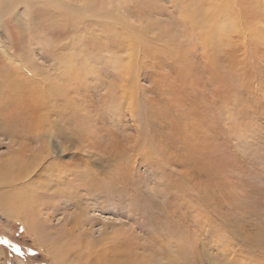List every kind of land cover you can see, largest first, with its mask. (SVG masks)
<instances>
[{"label":"rangeland","instance_id":"1","mask_svg":"<svg viewBox=\"0 0 264 264\" xmlns=\"http://www.w3.org/2000/svg\"><path fill=\"white\" fill-rule=\"evenodd\" d=\"M93 1L107 17H0V68L31 72L30 140L75 151L95 187L32 229L0 212V264H82L68 242L106 236L123 264H264V0Z\"/></svg>","mask_w":264,"mask_h":264},{"label":"bare ground","instance_id":"2","mask_svg":"<svg viewBox=\"0 0 264 264\" xmlns=\"http://www.w3.org/2000/svg\"><path fill=\"white\" fill-rule=\"evenodd\" d=\"M92 1L81 5L71 2V0H0V17L11 15L17 5L28 8V4L32 9L38 8L37 11L41 9L50 12L58 11L71 17L79 14L91 16V18L92 16L107 17L104 12L95 11L94 6L97 1ZM158 1L138 0V4L135 3L130 9L134 12L136 9L144 13L161 12L163 9ZM170 1L173 5L178 3V0ZM181 1L185 2V0ZM227 2L231 3L233 8L239 6L238 0H227ZM216 3L212 5V9L217 15H223L221 7L225 1L217 0ZM189 19L193 21L191 18ZM9 22L10 19L7 18L4 24L7 26ZM0 49L3 55L8 56V52L1 46V42ZM0 75L3 78L0 81V99L11 106L6 110L4 116L0 117V148L5 147L4 153H1L0 156V212H7L12 217L25 222L27 228L32 229V226L40 220L44 219L45 221L49 218L47 213L49 208H59L57 202H68V198L75 196L80 189L92 194L95 190L94 179L90 174L84 171L79 172L76 169L80 163V157L75 151L70 154L68 160H62L59 156L60 159L56 157V153H50L51 146L48 142H44L42 145L36 140H30V117L33 115L31 112H36L35 109H37L31 108L30 112V108H26L27 106L35 107V103L31 101L33 95L28 89V86L30 87L33 82L30 79L31 72H28V78L21 77L22 79L18 80L19 77L14 78V76H18L17 71L11 73L10 70L2 66ZM37 102L39 103V101ZM2 104L0 102V108H3ZM62 132L66 134L63 137L65 140H75L71 133ZM87 196L89 198L90 195ZM71 205L81 206L77 201L72 202ZM83 240L80 238L70 244L68 242V247L75 249L74 254L82 264H123L121 261H114L115 258H112L109 252L110 248L114 247L110 242V237L106 236L88 242H83Z\"/></svg>","mask_w":264,"mask_h":264},{"label":"trees","instance_id":"3","mask_svg":"<svg viewBox=\"0 0 264 264\" xmlns=\"http://www.w3.org/2000/svg\"><path fill=\"white\" fill-rule=\"evenodd\" d=\"M15 252H16L17 254H18V253L21 254V250H20L19 248H18V249L16 248V251H15ZM17 254H16V255H17Z\"/></svg>","mask_w":264,"mask_h":264}]
</instances>
